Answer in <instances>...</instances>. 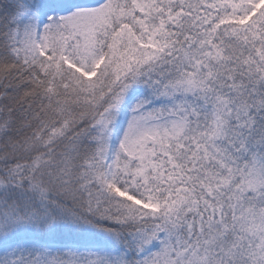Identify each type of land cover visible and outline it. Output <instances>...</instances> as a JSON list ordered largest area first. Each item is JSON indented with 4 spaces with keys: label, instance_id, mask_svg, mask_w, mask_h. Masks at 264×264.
I'll list each match as a JSON object with an SVG mask.
<instances>
[{
    "label": "snow or ice",
    "instance_id": "snow-or-ice-1",
    "mask_svg": "<svg viewBox=\"0 0 264 264\" xmlns=\"http://www.w3.org/2000/svg\"><path fill=\"white\" fill-rule=\"evenodd\" d=\"M0 264H264V0H0Z\"/></svg>",
    "mask_w": 264,
    "mask_h": 264
}]
</instances>
